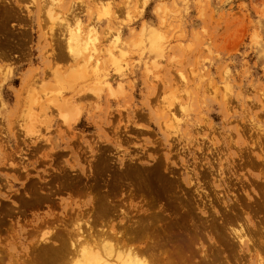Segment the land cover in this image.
<instances>
[{"label": "rangeland", "instance_id": "374dc122", "mask_svg": "<svg viewBox=\"0 0 264 264\" xmlns=\"http://www.w3.org/2000/svg\"><path fill=\"white\" fill-rule=\"evenodd\" d=\"M1 47L30 67L0 65V264H70L125 209L159 253L197 227L179 262H264V0H0Z\"/></svg>", "mask_w": 264, "mask_h": 264}, {"label": "bare ground", "instance_id": "6f19581e", "mask_svg": "<svg viewBox=\"0 0 264 264\" xmlns=\"http://www.w3.org/2000/svg\"><path fill=\"white\" fill-rule=\"evenodd\" d=\"M115 38H116L115 40L113 39L114 40V43H118L119 37L118 36H115ZM69 41H70V45H69L70 52L73 55H75V56H79L81 54V52H82V49H81V45L82 44L80 43L81 40L79 38V34L77 32H73V31L70 30V33H69ZM82 70H83V68H82ZM71 83H72V81H71ZM163 111H165V110H163ZM166 118L168 120V125L167 126H172L173 128H176V126L179 125V116H178V114L175 111L174 112L171 111L170 113H168L166 115ZM173 132H176V130H173ZM123 209L121 207V210L119 209V211H123ZM125 210H124L123 214H122V212L120 213L122 215L119 214L121 217H120L119 222L117 223V225L119 227L118 229H117V225L116 224H113V223H112V226H108L107 228H105L106 227L105 225L104 226L102 225V227H101V225L100 226L98 225V228L97 229H93V225L89 222V221L95 222L96 219H94V217H93V219L90 218V220H88L87 224H88V230L93 229L94 231H87V233H85V231H82V228L79 225L77 226V228L75 229V231L72 230L73 231V234H74V235L73 234L72 235L74 237L73 236H70V238H71L70 240L73 241V242L70 241V245L72 244V247H71L72 249L71 248L70 249H71V252L73 253V256L71 257L72 259L69 260V261L70 262L72 260L73 261L70 264H189L188 262L184 261V259H183L182 262H179L177 259H179L180 257L181 258L183 257L182 256V253L185 251V247L189 244V241L193 238V234H194V236H196L198 234V228L197 227L194 228V230H193L194 232L192 234L191 230H188L187 228H185V226H182L181 221H174V222H171V223L167 224L165 227H163V232H164V235L166 237H165L164 242H162V241L161 242L164 243L165 245L167 243H171L173 245V249L171 251L167 250V251H165L163 253L162 252L159 253V251H157V247H158L157 245L158 244L157 245L156 244L146 245L147 242H148L147 241L145 245H136L135 244V239H134V237L132 235L134 232H137L139 230H143V229L148 228L149 227L150 219L147 220L148 221V225H147V223L141 222V221H144L145 218L138 219V217H137V220H135L136 219V217H135V219H133L134 221L130 223L129 221H132V218L133 217H132L131 213L129 214V212H126ZM146 213L147 212L144 211L143 216L146 217V215H147ZM102 216H103V214H101V213H99L97 215V217H102ZM89 217H91V216H89ZM228 217H229V220H230L231 217L230 216H228ZM226 218H227V215H226ZM231 221H233V220H231ZM236 221H238V220H236ZM101 223H102V221H101ZM107 224H109V223H107ZM174 227H175V230H174ZM234 228L233 229L236 230L238 227L237 228L234 227ZM241 228H243V226ZM72 231L69 230L68 232H72ZM236 231H234V233H236ZM238 232H241V231L238 230ZM96 233H99L101 235V237L104 236L103 237L104 238L103 240H107V239H110V238H111V240H114V242L116 243L115 245H113L114 247L112 246L114 248V250L112 248L109 249V247L108 248L105 247L106 250H104V253H101L99 250H95V249H91L90 251H86V250H84V251H78L79 247L76 248L77 243L79 241L81 243V241H83V240L84 241H88L90 239H96L95 238ZM236 234L240 238L239 239V242L241 244L247 246V242H246V240L243 237V236L246 237V235H243L244 233H242V234L241 233L240 234L239 233H236ZM237 235H235V237ZM110 236H112L113 238L110 237ZM108 237H110V238H108ZM73 238L76 239V241H74ZM151 242H149V243H151ZM80 243L78 244V246L80 245ZM140 243L142 244L141 241H140ZM249 244H250V242H249ZM41 248H43V247H41ZM201 252L204 255L201 258V260L200 261H196V260L194 261L193 260L191 264H216L214 262V259L211 258L208 255V253L206 252L205 247L202 249ZM113 253H115V254H113ZM70 255H72V254H70ZM191 256L193 257V255H191ZM111 257H112V259L114 261L113 260L112 261L109 260ZM64 258H65V256H64ZM66 259H67V257H66ZM262 260L263 259H261L259 257V259H257V261H258L257 264H263L264 262Z\"/></svg>", "mask_w": 264, "mask_h": 264}, {"label": "crops", "instance_id": "0c3cea01", "mask_svg": "<svg viewBox=\"0 0 264 264\" xmlns=\"http://www.w3.org/2000/svg\"><path fill=\"white\" fill-rule=\"evenodd\" d=\"M37 40H38V32L35 35V47L36 52L34 53L35 57L37 58V55L39 53V49H37ZM6 62H12L15 63L14 70L21 68V73L27 70L30 67L29 62L24 59L23 52L15 53L14 55L10 53L8 50H5L4 48H0V65H4ZM34 62V61H33ZM38 63V62H35ZM20 77V75H16L15 78Z\"/></svg>", "mask_w": 264, "mask_h": 264}]
</instances>
